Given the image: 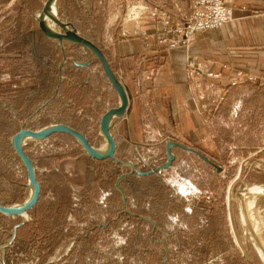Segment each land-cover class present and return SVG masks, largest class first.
I'll return each mask as SVG.
<instances>
[{
  "label": "rangeland",
  "instance_id": "rangeland-1",
  "mask_svg": "<svg viewBox=\"0 0 264 264\" xmlns=\"http://www.w3.org/2000/svg\"><path fill=\"white\" fill-rule=\"evenodd\" d=\"M45 2L0 0L1 204L21 205L31 193L26 170L11 145L19 129L37 130L61 120L99 146L100 114L117 101L88 49L69 42L61 49L41 32L37 15ZM55 3L57 18L105 55L112 40L155 31L156 46L164 51L189 48L204 33L171 44L174 36L179 39L174 31L184 27L178 19L191 11L190 0ZM260 15L264 5L244 11L242 17ZM260 36L264 38V30ZM251 42L243 47V62L199 58L194 63L193 103L201 117L194 136L149 135L135 147L126 139L122 121H115L111 130L117 134L116 157L123 163H98L95 189L80 185L92 178L80 169L92 164L71 135L55 133L25 142L27 154L41 166L70 165V181L76 185L68 188L65 176L50 172L49 206L34 212V222L28 213L20 215L23 218L0 213V264H264V230L263 242L254 241L257 227L264 225V40ZM72 59L87 64L77 67ZM168 140L198 153L174 146L168 168L138 174L166 161ZM255 198L260 199L256 222L251 217L256 209H250ZM22 219L26 223L14 232Z\"/></svg>",
  "mask_w": 264,
  "mask_h": 264
},
{
  "label": "crops",
  "instance_id": "crops-1",
  "mask_svg": "<svg viewBox=\"0 0 264 264\" xmlns=\"http://www.w3.org/2000/svg\"><path fill=\"white\" fill-rule=\"evenodd\" d=\"M263 5L264 0H232V17L234 16V19L225 23L223 27L215 32H211V30L203 31L204 33L195 37L189 48L177 47L172 50L164 49L163 51L161 45L156 46L158 34L155 31L152 32L153 35L147 34L138 38L127 37L115 41L112 40L109 49L106 51V56L128 95L126 111L121 117L117 118V120L122 121V125L126 130V139L134 143L135 147H138L143 142V139L149 135L161 136L163 134L177 137L186 132L190 136H194L195 122H199L201 119L200 112L193 103V98L195 97L193 84L196 81V75L193 72L194 63L199 58L206 61L212 59L214 63H220L229 58L237 62H243L245 58L243 47L247 45L246 43L251 41V43H260L264 40L260 36V33L262 34L264 30V15L246 18L242 17V15H244L246 10L255 9ZM151 21V19L148 20V23ZM147 28L150 32L152 27L148 26ZM48 39L61 49L69 47L68 42L60 45L52 39ZM66 60L67 58L63 55V62H66ZM72 62L74 64L77 63V67H84L87 64L76 60ZM156 62L160 64H154ZM62 67L60 66L58 70L59 77L63 73ZM212 69L214 70L215 67ZM195 73H198V71ZM59 82H62L61 79ZM108 83L110 84L109 81ZM110 86L112 87L111 84ZM113 90L115 91L114 88ZM115 94L116 104L105 108L100 114L99 121L106 110L118 106L119 97L116 91ZM115 121L116 119L111 123L112 126ZM54 123L64 124L61 120H55L51 124ZM112 126L110 131L113 135ZM116 135V133L115 136L113 135L115 140L117 139ZM85 136L87 137V135ZM83 156L92 165H84L79 172L82 175L90 174L92 178L80 185L95 189L98 181L96 178L97 164L102 162V160L93 159L87 153ZM32 162L35 167L37 181L40 184L39 199L27 212L29 220L34 222V212L39 208H47L49 206L50 172L59 173L62 177L65 176L68 188H75L76 184L70 181L73 173L70 165L62 168L55 165L49 168V165L41 166L38 162L33 160ZM117 182L115 183L116 188H118ZM16 217L20 218L22 216H11V218ZM25 223V219H22L15 224L14 232Z\"/></svg>",
  "mask_w": 264,
  "mask_h": 264
},
{
  "label": "water",
  "instance_id": "water-1",
  "mask_svg": "<svg viewBox=\"0 0 264 264\" xmlns=\"http://www.w3.org/2000/svg\"><path fill=\"white\" fill-rule=\"evenodd\" d=\"M51 1L52 0H46L37 18L38 27L41 30V32L46 37L56 40L60 45H63L65 42H69V43L81 45L86 49H88L94 55V57L99 61L104 75L106 76V78L108 79V81L110 82V84L115 89L118 95L120 103L117 107H111L108 110H106L100 118V122H99L100 131L108 142V149L104 153L99 152L94 147V145L90 143L88 138L83 133L63 123H54L37 130H32L29 128H21L12 136L11 145L13 147L15 154L18 156L21 163L23 164L27 173L28 183L33 186V189L29 198L26 199L19 206L5 205L0 203V213L9 216H15V215L20 216L23 213H27L29 209H31L37 203L40 196V184L36 178L35 167L33 165L31 158L29 157V155L25 150L24 147L25 143H23L22 141V138L24 136L34 137L36 138V140H43L55 133H66L71 135L73 138H75V140L81 145L84 151L93 159L96 160L113 159L119 163H123L120 159L116 157V141L110 131V127H111V118L113 116H122L126 111L128 105V95L126 89L122 84V82L118 79V77L114 73L105 53L97 44L87 39L86 37L80 35L79 32L73 27H70V25L67 22L61 21L58 18H53V21L60 27L59 30L50 29L46 25L44 21V17L46 14L48 15V10ZM174 146H179L191 150L193 152H197V150L194 148H189L176 141L168 140L166 142V156H167L166 161L154 169H149L147 171H138V174L148 175L155 171H160L161 169L168 168L174 159V154L171 150L172 147Z\"/></svg>",
  "mask_w": 264,
  "mask_h": 264
},
{
  "label": "built area",
  "instance_id": "built-area-1",
  "mask_svg": "<svg viewBox=\"0 0 264 264\" xmlns=\"http://www.w3.org/2000/svg\"><path fill=\"white\" fill-rule=\"evenodd\" d=\"M190 12L178 21L182 26L175 34L179 39H172V45L187 42L198 31H206L221 27L232 19V0H190ZM165 16V14H163ZM164 24H169L166 17H162ZM179 34V35H178Z\"/></svg>",
  "mask_w": 264,
  "mask_h": 264
},
{
  "label": "bare ground",
  "instance_id": "bare-ground-1",
  "mask_svg": "<svg viewBox=\"0 0 264 264\" xmlns=\"http://www.w3.org/2000/svg\"><path fill=\"white\" fill-rule=\"evenodd\" d=\"M55 5H56V3H55V0H52L51 1V3H50V6H49V10H48V15L46 14L45 15V17H44V21H45V23H46V25L50 28V29H54V30H57L56 29V23L53 21V18H57V16H58V14L56 13V8H55ZM37 16H39V14L37 15ZM225 24V23H224ZM58 26V25H57ZM120 116H113L112 118H111V123L116 119V121H117V118H119ZM112 126V125H111ZM30 138V139H29ZM31 139H36V138H34V137H31V136H24L23 138H22V141H23V143H25V142H28V141H31ZM99 152H101V153H104L107 149H108V142H107V140H106V138L104 137V135L102 134V142H101V145H99V146H94ZM31 186V193H32V189H33V186L32 185H30ZM252 189V188H251ZM250 189V187H249V190H251ZM247 190V189H246ZM253 190V189H252ZM251 190V191H252ZM260 190V189H259ZM31 193H30V195H31ZM248 193V192H247ZM247 193H245V194H247ZM253 194V193H252ZM255 194V193H254ZM253 194V196H255ZM249 195H251V193L249 194ZM247 196V195H246ZM245 196V197H246ZM252 196V195H251ZM240 197V196H239ZM250 197V196H249ZM259 197V196H258ZM247 198V197H246ZM242 198H240V200H239V203H240V205L242 204L241 203V201L243 200H241ZM252 199H253V197H252ZM251 199V205H250V209L252 210V208H255L256 209V214L254 215L253 214V216H251L252 217V219L255 221V220H257V217H260V214L258 213V211H257V208H258V204L260 203V199H258V198H255L254 200H252ZM244 200H245V198H244ZM246 201H247V199H246ZM249 201V200H248ZM248 201H247V203L246 204H249L248 203ZM245 203V202H244ZM245 204V205H246ZM244 205V204H243ZM16 206V205H15ZM19 206V205H18ZM257 206V207H256ZM240 207H242L241 208V211H242V213H244L243 212V206H240ZM245 207V206H244ZM248 207V206H247ZM246 208V207H245ZM244 208V209H245ZM248 211H249V209H247ZM251 212V211H250ZM251 217H249V218H251ZM246 218H247V216H246ZM248 218V219H249ZM234 220V219H233ZM250 220V219H249ZM252 221V220H251ZM254 221H252V222H254ZM251 222V223H252ZM256 222V221H255ZM254 222V223H255ZM250 223V222H249ZM253 223V224H254ZM263 223V222H262ZM247 224H246V222H245V226H246ZM251 225V224H250ZM250 225H249V228H250ZM256 225V224H255ZM261 226H259V227H257L258 229H256V228H253V229H256V237H257V239L255 238V236H254V238L256 239V240H254L255 242L257 241V242H259V243H262L261 242V240H262V238H263V236H260L261 235V233L263 232V228H264V225L263 224H260ZM262 225H263V228H261L262 227ZM257 226V225H256ZM247 230H249V229H247ZM250 230H252V228L250 229ZM253 231H255V230H253ZM255 234V233H254ZM253 234V235H254ZM251 236H252V234H251ZM252 238H253V236H252ZM253 238V239H254ZM264 240V239H263ZM254 242V243H255ZM264 244V243H263ZM258 245H260V244H258ZM262 245V244H261ZM257 246V245H256ZM262 246H264V245H262ZM261 246V247H262ZM261 249V248H260ZM262 251H263V249H262ZM261 251V252H262ZM264 254V253H263Z\"/></svg>",
  "mask_w": 264,
  "mask_h": 264
}]
</instances>
